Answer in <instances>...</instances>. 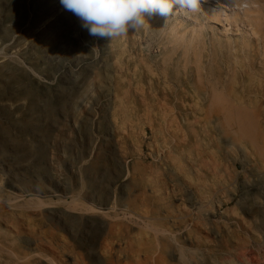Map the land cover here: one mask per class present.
Here are the masks:
<instances>
[{
  "label": "rangeland",
  "instance_id": "obj_1",
  "mask_svg": "<svg viewBox=\"0 0 264 264\" xmlns=\"http://www.w3.org/2000/svg\"><path fill=\"white\" fill-rule=\"evenodd\" d=\"M177 10L0 0V264H264V0Z\"/></svg>",
  "mask_w": 264,
  "mask_h": 264
},
{
  "label": "clouds",
  "instance_id": "obj_2",
  "mask_svg": "<svg viewBox=\"0 0 264 264\" xmlns=\"http://www.w3.org/2000/svg\"><path fill=\"white\" fill-rule=\"evenodd\" d=\"M66 11L73 13L81 27L95 38L112 40L129 30L140 31L150 26L145 16L170 17L177 11L197 13L201 0H60Z\"/></svg>",
  "mask_w": 264,
  "mask_h": 264
},
{
  "label": "bare ground",
  "instance_id": "obj_3",
  "mask_svg": "<svg viewBox=\"0 0 264 264\" xmlns=\"http://www.w3.org/2000/svg\"><path fill=\"white\" fill-rule=\"evenodd\" d=\"M230 65V64H229ZM243 74V73H242ZM252 76V75H251ZM255 78V77H254ZM251 82H250V85L249 86H247V89L246 90H248V92H250V95H254V97H255V95L256 94H258L257 93V91L259 92L260 90H261V87L260 86H258V87H256L255 86V84L253 85V83L255 82V80L253 79V77H251ZM254 80V81H253ZM260 80V79H259ZM261 81V80H260ZM257 83H258V81H257ZM249 84V83H248ZM254 86V87H253ZM245 90V89H244ZM263 94V93H262ZM249 95V96H250ZM259 95V94H258ZM248 97V96H247ZM231 98V97H230ZM249 98V97H248ZM257 98V97H256ZM256 98H255V100H256ZM250 100H252V102H253V99H250ZM240 101H241V99H240ZM243 101V100H242ZM241 101V102H242ZM247 102H250V101H247ZM254 103V102H253ZM202 104V103H201ZM255 104V103H254ZM257 105V104H256ZM246 106V105H245ZM247 107H249L248 109L249 110H251V112H252V115H254V117L257 119V115H258V111H257V109L254 107V105L252 104H249ZM246 108V107H245ZM224 111V110H223ZM247 111V110H246ZM238 112V111H237ZM248 113V112H247ZM242 114H244V113H242ZM249 114H250V112H249ZM248 116H250V115H248ZM240 125V124H239ZM218 130V129H217ZM175 233V232H174Z\"/></svg>",
  "mask_w": 264,
  "mask_h": 264
}]
</instances>
